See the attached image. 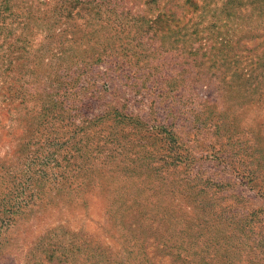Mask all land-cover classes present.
<instances>
[{
  "label": "rangeland",
  "instance_id": "rangeland-1",
  "mask_svg": "<svg viewBox=\"0 0 264 264\" xmlns=\"http://www.w3.org/2000/svg\"><path fill=\"white\" fill-rule=\"evenodd\" d=\"M194 1L0 0V264H264V0Z\"/></svg>",
  "mask_w": 264,
  "mask_h": 264
},
{
  "label": "trees",
  "instance_id": "trees-1",
  "mask_svg": "<svg viewBox=\"0 0 264 264\" xmlns=\"http://www.w3.org/2000/svg\"><path fill=\"white\" fill-rule=\"evenodd\" d=\"M187 1L189 2V5L191 6L192 10H196L197 5L195 1L194 0H187ZM167 17L168 15L166 14H158L155 18H153V20L149 22V25L151 27L158 28L159 26H161V24H163L164 27H167L166 23H168L169 21ZM259 59H262V58H259Z\"/></svg>",
  "mask_w": 264,
  "mask_h": 264
}]
</instances>
